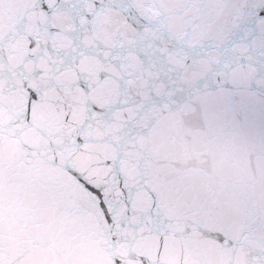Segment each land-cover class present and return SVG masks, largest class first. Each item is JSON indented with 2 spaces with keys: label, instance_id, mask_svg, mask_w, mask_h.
<instances>
[{
  "label": "snow or ice",
  "instance_id": "obj_1",
  "mask_svg": "<svg viewBox=\"0 0 264 264\" xmlns=\"http://www.w3.org/2000/svg\"><path fill=\"white\" fill-rule=\"evenodd\" d=\"M257 105L264 0H0V264H264Z\"/></svg>",
  "mask_w": 264,
  "mask_h": 264
},
{
  "label": "water",
  "instance_id": "obj_2",
  "mask_svg": "<svg viewBox=\"0 0 264 264\" xmlns=\"http://www.w3.org/2000/svg\"><path fill=\"white\" fill-rule=\"evenodd\" d=\"M233 111L235 112V118L242 131L248 132L251 130L248 122L246 121L244 111H242L237 105L233 106ZM261 108L257 105L255 107L256 117H255V131L257 133L264 132V117L261 116ZM202 125V122H201Z\"/></svg>",
  "mask_w": 264,
  "mask_h": 264
}]
</instances>
